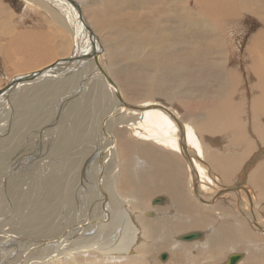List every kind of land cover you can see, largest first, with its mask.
<instances>
[{
    "label": "bare ground",
    "instance_id": "6f19581e",
    "mask_svg": "<svg viewBox=\"0 0 264 264\" xmlns=\"http://www.w3.org/2000/svg\"><path fill=\"white\" fill-rule=\"evenodd\" d=\"M22 1L43 9L47 15L43 19L56 23L52 31L58 33V40L53 36L44 40L35 32L25 37L12 29L10 17L0 24L1 37L14 34L6 47L0 43L5 64L28 68L36 60L44 62L14 75L0 91V170L9 169L0 184L20 167L34 171L33 163L37 165L28 189H19L9 179L10 200H18L19 223L28 234L7 226L12 213L0 215V264H229L232 256L240 254L235 264H264V31L253 36L250 47L253 71L258 73L257 93L240 87L242 74L237 63L231 64L232 50L221 52V60L207 58L212 61L209 66H217L210 70L199 55L182 48L196 27L211 33V25L221 29L228 17L243 11L258 15L264 24V0H193L205 6L201 19L196 10L185 8L188 13L172 17L178 19L174 23L164 7L159 8L165 11L164 20L144 26L134 22L137 29L120 20L128 19L131 11L141 16L169 1L178 10L187 0H99L98 12L89 15V21V4L84 6V1ZM196 20L201 24L196 25ZM177 27L180 31L175 34ZM17 39L26 44L22 53L15 49ZM58 41L64 55L45 62L49 47ZM225 41L205 36L200 45L226 49L230 41ZM99 44L104 46L100 52ZM19 57L22 62L15 65ZM72 70L77 73L69 77ZM217 70L223 82L218 99L204 102L203 85L192 90L187 86L204 84V78ZM76 77L82 93L70 97L78 95V101L62 108L59 123L49 127L41 104ZM232 79L244 93L239 94L241 102L254 107L247 126L238 117L241 108L233 102ZM35 83L33 92L10 100L17 89ZM147 83L150 93L139 94L138 99L129 95ZM102 99L104 104L97 109ZM198 100L204 105L199 107ZM30 123L39 124L38 133L45 137L39 140L36 135L39 141L31 147L33 154L24 157L31 150L17 145V134ZM234 133L228 147L221 143L223 138L218 140ZM234 152L237 156L229 154ZM3 153L9 154L8 159ZM44 164L50 168L46 173ZM158 197L160 203L153 202ZM2 198L0 194V210ZM190 233L200 236L182 239ZM160 250L166 252L165 259Z\"/></svg>",
    "mask_w": 264,
    "mask_h": 264
},
{
    "label": "rangeland",
    "instance_id": "374dc122",
    "mask_svg": "<svg viewBox=\"0 0 264 264\" xmlns=\"http://www.w3.org/2000/svg\"><path fill=\"white\" fill-rule=\"evenodd\" d=\"M81 2L84 1V6H87L88 4L92 5L99 2L98 4H100V2L102 1H99V0H92L93 2L95 3H92V1L90 0V2L88 0H80ZM158 1V0H157ZM157 1H155V3H157ZM185 0H179V2H183ZM193 0H187L185 1V3H181L180 4V7L178 8L177 10V4L174 3V2H171L169 1L166 6H160L159 5H156V8H153V9H149L148 11L144 12L143 11V15H139L140 12H136L137 10H135L134 12L131 11V15H128V19L126 18H123L122 20H120L122 22V24L124 25H127L129 27H132L135 29L139 28L138 24L137 23H134V22H139L141 23V25H145V24H149V23H152L154 21H160V20H164L165 19V11L163 10H160L161 8L163 9L164 7H168L169 8V16L171 18V20L176 23L178 21V19H175V18H172V17H181V15L183 14H186L188 12H185L186 9L188 10H196V15L199 16V19L200 18V14L202 13L203 9L205 8L204 5L200 6L198 5L195 1L192 2ZM96 4V5H98ZM87 6L89 7V10H86L87 12V20H88V16L89 15H92V13H97L98 12V9L99 7H96V9L94 8V6L90 9L91 6ZM0 6H2V15H1V18H0V24H1V21L3 20L4 22L8 21L7 19L10 17L11 18V27L12 29L14 30H18L19 33H23L25 34L24 36L25 37H28V34L27 32H31V33H34L35 34H39L41 36L42 39H47L48 37H55V40L57 41L58 40V33H54V31L52 30H55L57 25L56 23H53L50 21L47 22L45 19V17L47 16L46 13L44 12H41L43 9L41 8H34L32 7L31 5L29 4H24V2L22 0H0ZM221 5L218 4L216 5L215 7H213L212 9H210L208 12H207V15L211 17V14H212V10L215 9V8H218L220 7ZM85 8V7H84ZM94 8V11H92ZM160 8V9H159ZM186 8V9H185ZM159 13V14H158ZM243 14H241L240 16H237V17H228L227 21H226V25H224L223 28L221 29H215L212 25L211 27L213 28V31L217 32L216 34H214V32L212 31L211 33H203L204 31H201V30H198L197 27L195 28V33L189 37L188 39H186V43L187 45L184 43V45L182 46L183 49H187L189 51H192V52H195L197 55H199V57L201 59H204L206 61V65L209 66L210 62H212L211 60H207L208 59H215V61L217 60H221V52H229L230 50H232V55L233 57L231 58L232 60V63L231 64H238V66H240V73L239 74H242L241 75V79H242V83L240 84V87L245 91V90H251V89H254L255 92L257 93L258 90L256 89V77H257V72H255V70L253 71V62H252V58H251V55H250V47L253 46V43L255 42V40H253V36L257 33H259L260 31H264V24L263 22L261 21V19H259L258 15L256 14H253V13H249V12H241ZM145 15H148V16H145ZM86 16V15H85ZM205 16V15H204ZM44 18V19H43ZM119 18L121 19L122 17L119 16ZM48 20V18H46ZM50 20V19H49ZM90 20V19H89ZM88 20V21H89ZM50 24H53V27L52 25ZM197 24H201L199 23L197 20H196V25ZM133 25V26H132ZM188 25V24H187ZM108 26V25H107ZM52 29H51V28ZM92 27V26H91ZM93 26L92 28L99 34V35H102L100 29L98 27H95ZM2 29H4L5 27H1ZM183 28H186V27H183ZM92 29V30H93ZM105 29H108V28H105ZM171 30V29H170ZM175 30H178L180 31V28H175L174 29V33L177 34V32ZM100 31V32H99ZM190 31V30H189ZM201 31V32H200ZM186 32V31H185ZM185 32H183V36L186 34ZM194 32V31H192ZM15 33H17V31H15ZM14 34L13 33H10L8 35H3L2 37L0 36V43L5 45V47L8 45V42L10 40H13L12 36ZM205 36H214L216 40H219L222 41L224 44H225V40H227L228 42L230 41V46L227 47L226 49H222L220 46L219 47H214V46H211V45H207V46H201L200 43H202V39L205 37ZM175 39L178 38V36H173ZM227 38V39H226ZM5 41H4V40ZM253 41V43H252ZM210 42H213L214 43V40L212 38H210ZM103 44V42H102ZM105 46V44H103ZM14 46H15V49L17 51V53H22L26 50V44L25 43H21L18 39L14 41ZM61 46V48H60ZM104 46H102L101 44H99V46H97V49H98V52H100V50H103ZM225 48V47H224ZM63 46L59 43V41L57 43L54 44V46H51L49 47V59H47V61L45 62H48L49 60L53 59V58H57L58 56H63L64 55V51H63ZM14 50H12L13 52ZM1 53V51H0ZM14 55H16V52L13 53ZM54 54V56H52ZM22 62L21 60V57H19L16 62H15V65H17L18 63ZM44 62L42 61H38L36 60V62L28 67V68H24L22 66H16V68H13V67H9L8 64H5L3 62V60L1 59V54H0V91L3 87H5L8 83L11 82V80L9 81V79H11L12 77H14V75H17V74H20V73H25V72H28V71H32V70H35V68H37L40 64H42ZM194 64V63H193ZM191 65V64H190ZM192 66V65H191ZM22 67V68H21ZM217 66L214 65L213 67L209 66L210 70H216ZM32 69V70H31ZM161 69H158V70H155L153 71V78L156 77L159 72H160ZM248 71H251V74L248 73ZM74 70L70 71V72H67L69 73L70 75H68L69 77L72 76ZM132 72H135V71H132ZM77 73V71L74 72V74ZM129 74L128 73H121L120 75L122 77H125ZM221 74L222 72L220 70H217L215 72H213L212 75L210 76H207L204 78V84H191L190 86H187L189 89H195V88H198L199 85H203V91H204V94L206 95L207 97V100H205L204 102L206 101H209L210 103L214 102L215 100L218 99V91H219V87L222 86L223 82H222V79H221ZM190 77H192L190 75ZM212 77V78H210ZM64 78H68V77H64ZM75 79V80H74ZM70 84L68 85H65V86H62L60 88L59 91L55 92L56 90H54L55 93H53V95H50L48 96V99L47 97L44 99L43 101V104L42 107H40V112L41 114H43L45 116V120L46 122L49 124V127L50 125L52 127L56 126L57 122L60 120V115L61 113L67 108V106L69 105V102H76L78 101L77 96H75V101H74V98L73 100L71 99V97H73L72 95L75 94L76 92H81V89H79V83L77 82L78 81V77L74 78ZM81 79V78H79ZM77 80V81H76ZM118 80V79H117ZM9 81V82H8ZM43 81V80H42ZM41 81V82H42ZM58 81H62L61 78L58 79L57 81L55 80V82H58ZM54 82V83H55ZM81 83V81H79ZM207 82V83H206ZM233 82V83H232ZM77 83V84H76ZM233 87H234V96H236V99L233 100V102L237 103L238 104V107L241 108V111L240 113L238 114V117H242L243 118V121L245 122L244 125L247 126L248 124V120H250V118L253 117V106H246V103H243L241 102V99L239 98V94H244V93H241V91L238 89L237 86H235V79H232V81L230 82ZM38 83H35V84H30L28 86L24 85V87H20V90L24 92L20 93L19 89H17L10 100H14V98H19L21 97L22 95H25V94H29L31 92H33L35 90V87H37ZM144 83H140V85H142ZM125 86V85H124ZM66 89H65V88ZM75 87V88H74ZM151 86L148 85V83L140 88L139 86L135 89V90H130L129 92V95L133 98H136L138 99V96L139 94H142L145 92L146 93H150V88ZM64 88V89H63ZM78 90H77V89ZM68 89V90H67ZM71 89V90H69ZM73 89V90H72ZM184 89H185V86H184ZM183 89V90H184ZM76 90V91H75ZM19 93H18V92ZM26 91V92H25ZM65 91V92H64ZM70 91V92H68ZM74 91V92H73ZM21 94L20 96L17 94ZM28 92V93H27ZM61 94H60V93ZM80 94V93H79ZM17 95V96H15ZM61 95V96H60ZM71 96V97H70ZM80 96V95H79ZM63 97V99H61ZM68 97V98H67ZM86 98V97H85ZM193 97H191L190 95H187L186 99H191L192 100ZM225 98H226V94H225ZM61 99V100H60ZM58 100V101H57ZM68 100V101H67ZM72 100V101H71ZM81 100V99H79ZM129 100V98H128ZM54 101V102H53ZM48 102V104H47ZM56 102V103H55ZM52 103V104H51ZM60 103V104H59ZM63 103V104H61ZM65 103V104H64ZM82 103V102H81ZM201 101L198 100L197 104L199 105V107L203 106L204 104L200 105ZM104 104V99H102V101L100 102V105L97 107L100 108L102 107ZM10 105V106H9ZM8 105V108L9 110H11V104ZM172 105L177 107L182 113L183 112V109L182 107L176 102H172ZM46 106V108H45ZM54 106V107H53ZM245 107L244 109H242V107ZM49 107V108H48ZM60 109H58V108ZM61 107V108H60ZM62 108L64 110H62ZM58 109V110H57ZM53 112H52V111ZM47 111L49 113H47ZM56 112V113H54ZM52 113V115H50ZM59 114V116H58ZM55 115V116H54ZM48 116V118H46ZM51 118H50V117ZM252 116V117H251ZM54 117V118H53ZM52 119H54L52 121ZM56 119V120H55ZM49 120V121H48ZM52 124H51V123ZM59 123V122H58ZM55 124V125H54ZM243 124V123H242ZM27 126V127H26ZM30 126V128H29ZM39 124H34L32 125L31 123L30 124H27V125H24L20 128V135L17 134V137H18V143L17 145H21L22 147L24 148H30V150L32 149L31 147L36 148L35 146L37 145V142L40 140V138L42 139L43 137H45L43 135V133H38L40 131L39 129ZM26 127V129H24ZM37 128V129H34ZM28 128V129H27ZM30 129V130H29ZM33 129V130H31ZM25 131V132H24ZM29 131V132H27ZM35 132V133H34ZM25 133V136H23ZM27 134H30V135H27ZM34 134V135H33ZM237 133H234L232 134V136L230 135H223L222 137H220L218 140L220 141L222 138V141L221 143L224 145V147H228V143L232 138L235 139L234 135H236ZM19 135V136H18ZM33 135V136H31ZM37 135V137H36ZM31 136V137H30ZM27 137V138H26ZM29 137V138H28ZM39 140H36V138ZM35 138V139H34ZM26 139V140H25ZM24 140V141H23ZM217 140V141H218ZM26 141V142H25ZM30 141V142H29ZM37 141V142H36ZM35 142V144H33ZM264 142V140H263ZM22 143V144H21ZM30 143V145H29ZM212 143H216V141L212 142ZM28 144V146H27ZM33 145V146H32ZM264 146V145H263ZM258 149V147L256 148ZM233 150H236V149H233ZM31 154H33V151L31 150L30 153H29V150L28 152L25 154L24 157H28V156H31ZM229 154H233L235 156H237V152H234V153H229ZM256 154V151L253 153V155ZM3 156L4 157H9V154L6 155L5 153H3ZM251 157L250 156V160H251ZM255 158H257V156H255ZM255 158L253 157L252 161L255 160ZM48 159H46L47 161ZM24 161V159L22 160ZM26 163H30L28 161V159H25ZM24 161V162H25ZM34 162V161H33ZM32 164V162H31ZM34 164V171H36V168H37V165L36 163H33ZM31 166V165H29ZM44 166L46 167H43L44 169V172L47 170V169H50L49 167H47V164H44ZM9 169H1L0 170V180H2L4 178L3 175L5 174H8L9 175V172L7 171ZM25 170V171H24ZM33 171V169L31 168H27L26 166L25 167H20L17 171H13L9 176L7 177L2 185L0 184L1 188V192H5L4 194H1V198L3 196V198L1 200H3L1 203V210H0V215L1 214H8V215H11V213L13 214L10 221H11V224L10 225H7V226H10L14 231L15 233H27V229L23 227V225L21 226V224L19 223L20 222V219H19V210H18V200H16L14 198V200H10V197L11 195H9L11 193V188L13 189V186H11V182L15 181V183L12 182V185L15 184L16 187H18L19 185V189L22 187L24 190L28 189V182H29V177L35 173ZM4 173V174H3ZM46 173V172H45ZM28 174V175H27ZM14 175V176H13ZM26 175L28 178H26ZM2 176V177H1ZM16 177V180H14ZM18 178V179H17ZM23 178L26 180H23ZM9 179L11 182H9ZM26 181V182H25ZM7 182H8V185H7ZM18 183V184H17ZM26 185H25V184ZM27 186V187H26ZM9 187V188H8ZM11 190V191H10ZM10 191V193L8 194V192ZM13 194V192L11 193ZM10 196V197H9ZM7 201H6V200ZM11 199H13V197H11ZM152 199V198H151ZM150 199V205L152 204V201ZM157 199H162V197H158L156 198L155 200ZM17 201V202H16ZM154 202V201H153ZM11 203V205H9ZM4 204V205H3ZM8 206V207H7ZM11 209H10V207ZM5 207V208H4ZM7 207V208H6ZM16 207V209L18 211H16V209L14 208ZM10 209V210H9ZM16 212V213H15ZM16 214V215H15ZM18 215V216H17ZM17 217V218H16ZM16 218V220H15ZM13 221L15 223H13ZM17 223V224H16ZM15 224V226H14ZM19 225V226H18ZM18 226V227H17ZM9 228V227H8ZM20 231V232H19ZM20 233V234H21ZM33 233V232H32ZM28 234V233H27ZM22 235V234H21ZM25 235V234H24ZM185 241H188V240H185ZM161 252L160 253H164L166 254V252H163L162 250H160ZM32 252V251H31ZM35 252V251H34ZM33 252V253H34ZM148 253L149 250L147 251ZM159 252V251H158ZM157 252V255H159ZM32 253V254H33ZM169 253V252H168ZM167 255V254H166ZM163 256V255H162ZM169 258V256H168ZM170 258H171V255H170Z\"/></svg>",
    "mask_w": 264,
    "mask_h": 264
},
{
    "label": "water",
    "instance_id": "95a60500",
    "mask_svg": "<svg viewBox=\"0 0 264 264\" xmlns=\"http://www.w3.org/2000/svg\"><path fill=\"white\" fill-rule=\"evenodd\" d=\"M7 85L5 87H7ZM160 201H161V199H157L154 202H159L160 203ZM199 236H200L199 233H190L188 235L183 236L182 239H184V240H193L195 238H198ZM166 257H167V255L163 254L162 259H165ZM240 258H241V254L232 256L230 258L229 264H235Z\"/></svg>",
    "mask_w": 264,
    "mask_h": 264
}]
</instances>
